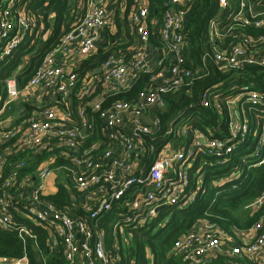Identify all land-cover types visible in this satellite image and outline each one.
Instances as JSON below:
<instances>
[{
	"label": "built area",
	"instance_id": "2783aa9c",
	"mask_svg": "<svg viewBox=\"0 0 264 264\" xmlns=\"http://www.w3.org/2000/svg\"><path fill=\"white\" fill-rule=\"evenodd\" d=\"M25 1L5 0L6 8L0 21V61L11 56L21 45L22 37L36 27L32 14L25 10V5L22 6ZM100 1H88L80 23L65 36L59 48L46 56L23 90L15 77L6 81V98L0 104V128L15 129L9 133L0 132V141H9L23 132L21 141L14 144L19 149L33 150L36 154L56 149L60 152V159L66 162L55 166L59 159L51 160L36 174L19 180L25 162L7 170V152L13 147L0 151V230L17 232L22 240L35 238L25 227L15 223V213L23 211L26 218L49 234V250L62 251L67 264H111L105 247V232L99 227V221L119 203L123 213L113 230L120 239L125 238V243L132 230L154 224L162 209L191 206L201 190V178L193 184L190 170L200 155L226 158L254 133L253 156L259 160L260 166L264 164V94L254 91L238 94L229 103V139L206 140L197 135L194 146L187 152L176 151L171 146L150 147L160 128L154 112L164 107V97L191 86L200 75L185 65L186 14L177 9L185 0H171L165 10L164 25L160 30L165 48L156 63L160 72L153 79L159 82L158 86L135 103L116 102L104 110V100L97 98L89 105L103 122L102 138L107 144L103 154L95 155L99 143L84 147L87 133L93 130L85 107L78 109L77 122L72 121L69 109L66 112L57 109L41 114L34 112L32 118L19 124H13L12 118L2 119L22 101L30 106L38 104L36 96L39 91L47 92L51 97L59 96L58 102L68 107L77 76L71 72L74 66L66 70L60 58L68 55L73 47L80 61L94 54L99 33L111 28L114 22ZM220 5L224 11L209 24L211 41H219L224 46L221 49L214 47L212 59L218 70L239 72L245 68H264V35L253 37L244 29L247 26L264 29V19L253 12L248 0H240L236 10L227 0H220ZM149 12L148 0H137L131 15L132 24L146 47L136 50L129 63L116 55L109 57L101 76L106 94L125 91L139 74L148 73L155 67L148 64ZM95 81L91 78L88 93L82 97L93 93ZM208 100L206 93L202 105L209 106ZM249 116H254L256 127L253 130L250 129ZM173 125L174 122L168 125L167 135L174 133ZM182 135H187L186 128H183ZM197 146L202 147L198 149ZM148 153H156L149 167L144 162ZM52 178L56 183L58 179L62 180L72 195L80 196L87 219L74 217L50 200L58 192L57 184L55 193L46 191ZM263 205L264 193L246 204L244 210L254 214ZM251 232L250 241L238 245L225 230L202 222L174 242L170 256L184 264H210L220 256L228 259L227 264H264V217L250 229ZM0 264H28V259H0Z\"/></svg>",
	"mask_w": 264,
	"mask_h": 264
},
{
	"label": "trees",
	"instance_id": "16d2710c",
	"mask_svg": "<svg viewBox=\"0 0 264 264\" xmlns=\"http://www.w3.org/2000/svg\"><path fill=\"white\" fill-rule=\"evenodd\" d=\"M74 1V8L72 0H26L22 4L25 5V10L32 14L36 27L22 37L21 45L11 56L0 61V104L6 98V81L15 77L20 90H23L46 56L59 48L65 36L80 23L89 0ZM170 1L148 0L149 45L159 55L157 62L162 58L165 48L160 38V30L164 25L165 10ZM227 1L232 4L234 10L239 7L240 0ZM248 2L253 12L264 19V0ZM136 4L137 0H115L110 12V17L114 21L112 27L99 33L94 54L80 61L71 71L76 74L77 80L68 107L58 102L59 96H55L50 103L46 101L44 104L34 106L22 101L20 105H14L9 113H5L2 119L12 118L13 124H19L32 118L34 112L41 114L50 109L66 112L69 109L73 116L72 121L77 122L75 115L78 109L85 107L87 120L93 126V130L87 133L84 147L99 143L100 148L95 155L103 154L107 149V144L102 138L103 122L99 119V114L92 112L89 105L97 98L104 100V110L116 102L135 103L159 84L153 80L160 72L156 64L150 72L139 74L125 91L110 95L103 89L101 76L110 56L116 55L129 63L136 50L146 47L140 42L132 24L131 15ZM5 8V0H0V21ZM177 9L183 10L186 14L185 65L200 75L191 86L164 97V107L154 112L160 122V128L150 147L162 149L171 146L176 151L187 152L194 146L197 135L203 136L206 140L229 139V103L238 94L246 91L264 94V68H245L239 72L218 70L212 59L213 51L215 46L218 49L224 46L219 41H211L209 24L224 11L220 0H185ZM244 29L253 37L264 35V29L250 26ZM20 67L22 69L18 72ZM91 78L96 79L94 91L88 97H82L88 93L87 86ZM206 93L209 95L207 107L202 105ZM249 120L250 129L253 130L256 127L254 116H249ZM173 122L174 133L167 135L168 125ZM183 128L187 129L186 136L182 135ZM13 130H15L13 127L0 128V132L5 133ZM22 135L23 132L9 141H0L1 152L13 147L7 152V170H11L19 162H25L19 180L36 174L42 165L51 160L59 159L55 166L66 163L60 159V152L56 149L37 154L33 150L19 149V146L14 144L21 141ZM255 144L253 133L243 145L226 158L203 155L197 157L190 170L193 184H197L201 178V190L195 202L185 209L175 206L162 209L154 224L140 230H132L127 243L125 238L120 239L116 236L113 230L115 222L123 213L121 204L116 205L99 221V227L105 232V247L111 264H184L182 260L170 256L174 242L202 222L219 227L230 236L233 230L251 229L264 217V205L256 213L250 214L245 221L240 220L237 211L244 209L246 204L257 200L264 193V164L260 166L259 160L253 156ZM201 147L197 146L198 149ZM155 158L156 153L146 154L144 156L146 166H151ZM56 184L58 192L50 200L60 209L72 213L74 217L87 219L88 215L82 208L80 196L72 195L62 180L58 179ZM22 212L20 210L15 213V223L25 227L35 238L25 237L22 240L17 232L0 230V259L19 261L27 258L28 264H67L62 251L49 250L51 241L49 234L26 218ZM227 262L225 256H220L210 264Z\"/></svg>",
	"mask_w": 264,
	"mask_h": 264
},
{
	"label": "crops",
	"instance_id": "0c3cea01",
	"mask_svg": "<svg viewBox=\"0 0 264 264\" xmlns=\"http://www.w3.org/2000/svg\"><path fill=\"white\" fill-rule=\"evenodd\" d=\"M100 4H102V6L108 11L111 12L113 6L115 5V0H101ZM147 53H148V64L151 66H155L157 63V60L159 59V55L156 54L155 49H153L152 46H150L148 44L147 46ZM61 63L65 66L66 70H71L73 68V66H75L76 64L79 63L80 61V57L77 53V50L75 47H73L70 50V53L68 55H64L63 57L60 58ZM54 100V97L50 96L49 93L47 92H43V91H39L37 93L36 96V101L37 103L40 104H44L46 103H50ZM55 178H52L46 187V191L48 193H55L56 189H55V185H56V180H54ZM249 264V263H248Z\"/></svg>",
	"mask_w": 264,
	"mask_h": 264
},
{
	"label": "rangeland",
	"instance_id": "374dc122",
	"mask_svg": "<svg viewBox=\"0 0 264 264\" xmlns=\"http://www.w3.org/2000/svg\"><path fill=\"white\" fill-rule=\"evenodd\" d=\"M74 2L75 1L72 0L73 8H74ZM196 73H198V72H196ZM19 105H20V103H19ZM57 176L60 177V174H57ZM237 214H238V216H239L241 221H245V220H247L248 217L251 216L250 215L251 213L249 211H246V210H244L242 208L237 211ZM249 231H250V229H248V230H233L231 232V235L233 237L232 236H230V237H232L233 239L235 238L236 243L238 245L241 244L242 241L249 242L250 240H249L248 236H250V235L253 236V233L252 232L249 233Z\"/></svg>",
	"mask_w": 264,
	"mask_h": 264
},
{
	"label": "water",
	"instance_id": "95a60500",
	"mask_svg": "<svg viewBox=\"0 0 264 264\" xmlns=\"http://www.w3.org/2000/svg\"><path fill=\"white\" fill-rule=\"evenodd\" d=\"M238 116H239V114H238ZM202 143H204V140H202Z\"/></svg>",
	"mask_w": 264,
	"mask_h": 264
}]
</instances>
